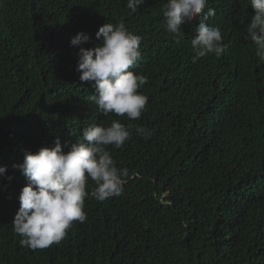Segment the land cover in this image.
<instances>
[{"label": "trees", "instance_id": "trees-1", "mask_svg": "<svg viewBox=\"0 0 264 264\" xmlns=\"http://www.w3.org/2000/svg\"><path fill=\"white\" fill-rule=\"evenodd\" d=\"M166 3L144 0L133 12L127 0H0V264H264V61L245 38L254 10L249 0H208L216 14L207 24L221 29L226 51L194 63L199 20L174 37ZM104 23L141 38L131 69L147 78L139 120L100 114L88 99L94 82L75 70L71 38L83 31V46L95 48ZM112 120L131 133L107 146L128 172L121 194L88 196L87 219L59 244L22 247L12 221L28 181L13 165L57 137L67 152L84 128Z\"/></svg>", "mask_w": 264, "mask_h": 264}, {"label": "clouds", "instance_id": "clouds-1", "mask_svg": "<svg viewBox=\"0 0 264 264\" xmlns=\"http://www.w3.org/2000/svg\"><path fill=\"white\" fill-rule=\"evenodd\" d=\"M144 0H127V8L135 12ZM208 0H167L163 7L166 31L182 37V25L199 20L191 39L193 62L207 55L220 57L225 51L222 31L207 24L214 17V8H207ZM254 15L246 26V39L255 46L256 56L264 61V0H249ZM101 43L95 48L84 47L90 35L81 31L70 40L79 49L76 71L81 82H94L95 94L88 99L107 117L126 116L139 120L148 102L140 89L147 78L131 69L141 59V38L123 23H104L96 32ZM136 134L151 138L145 127L137 126ZM131 138L129 128L118 120L105 127L91 124L82 130V139L72 143L67 152L60 138L54 147H41L37 152L26 151L23 162L13 167L21 171L28 183L19 195L20 206L12 221L14 232L21 237L22 247L32 250L59 244L74 222L83 223L85 199L88 196L104 201L119 196L127 169L116 166L107 146L122 147ZM67 146V145H65ZM6 166H0V175ZM9 179H11L9 177ZM88 180L94 182L89 192Z\"/></svg>", "mask_w": 264, "mask_h": 264}]
</instances>
